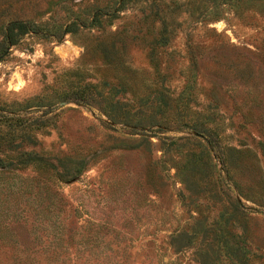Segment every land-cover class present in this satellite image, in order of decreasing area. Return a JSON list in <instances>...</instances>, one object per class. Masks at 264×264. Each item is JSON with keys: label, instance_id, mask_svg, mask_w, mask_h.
I'll return each instance as SVG.
<instances>
[{"label": "rangeland", "instance_id": "1", "mask_svg": "<svg viewBox=\"0 0 264 264\" xmlns=\"http://www.w3.org/2000/svg\"><path fill=\"white\" fill-rule=\"evenodd\" d=\"M103 2L37 0L34 12L17 2L0 13V23L38 22L0 57V158L12 163L2 174L25 189L7 211L23 208L27 220L17 244L0 242V264L20 250L35 264H200L199 231L192 246L168 242L196 219L209 227L201 244L218 248L208 264H264V0L196 21L184 3L153 17L149 0H129L63 30ZM199 123L214 127L212 146L190 129ZM142 136L147 149L126 147ZM26 152L33 159L15 164ZM76 159L77 174L62 176ZM54 226L71 245L53 246ZM49 249L65 252L49 262Z\"/></svg>", "mask_w": 264, "mask_h": 264}, {"label": "trees", "instance_id": "2", "mask_svg": "<svg viewBox=\"0 0 264 264\" xmlns=\"http://www.w3.org/2000/svg\"><path fill=\"white\" fill-rule=\"evenodd\" d=\"M47 1V0H46ZM129 0H104L102 6L95 12L90 13V15L84 16V17H71L65 27L64 31L68 30V26L71 24L78 23L80 25H84L85 23H91L97 17L95 15L97 13H105L109 16H112L115 14V12L122 7L125 6V4ZM254 0H237L231 1V0H183L182 2H179V0H149L151 4L154 5V9L152 12V16H163L164 13L167 12H177L179 8V4L184 3V8L188 10V15L192 17L194 21H196L198 18L204 19V18H216L219 16V10L220 9H228L231 8L234 11H240L241 9H246L251 6ZM21 2V5H25L30 12H34L38 8L37 0H0V13L1 12H9V9H11L13 3ZM210 3V5H209ZM209 5V8L207 9ZM189 6V7H188ZM19 7V4H18ZM59 8H61L64 12L65 16H70L72 14V10L67 6L65 3H60ZM80 13L85 14L86 10L84 8L80 10ZM88 18V21H86ZM38 26V22L30 20V19H21L16 17L10 18L9 20L5 21L4 23H0V57L6 52L7 48L10 44L15 43L19 36L23 33H25L28 30H34ZM56 36H59V32L56 34ZM162 40V37H160ZM237 74V72H236ZM245 74V73H244ZM240 75V72L239 74ZM73 99L76 101L85 102L82 97L73 95ZM117 101H115V104ZM109 110L117 115H121L123 117V121L126 120L127 117V111L121 110V109H115L110 107ZM140 122V121H139ZM262 131H263V137L259 138L256 143L257 146L261 152V154L264 157V126L261 125ZM190 129L197 135L203 137V139L206 141V143L210 144L211 146L216 143L215 139V129L209 124L199 123V124H193L190 126ZM154 134V133H150ZM140 142H144L143 145H141L144 149H147V141L145 140V137H140L138 142L129 144L126 147L133 148L140 145ZM34 155H30L29 152H26V156L19 158L15 161V164H21L24 162H27L29 160H32ZM83 161L81 159L74 160V165L71 167H67L65 169L61 170V175L66 177H74L77 172L80 170L81 163ZM224 163V162H223ZM8 164H12L11 161H4L0 158V242L8 244V243H15L17 244L18 238L15 232V228L17 226H21V224L26 223V215L25 213H22L21 211L23 208H19L16 212L13 211V213H10L7 211L9 208V203L11 200H13L16 204L19 202L20 196L22 195V192L25 191V189H22L20 185H14L7 183L6 180L3 179L4 174L3 171L5 170V167ZM225 164L229 166H236V161L230 157L225 159ZM34 179L38 180L39 177L34 176ZM3 183V184H2ZM46 187L40 188L36 187V192L40 194V192L43 190L45 192L44 197L48 199L47 205H51L53 203L52 199L50 198V193L46 191ZM240 194V192L238 191ZM199 219H196L195 222H192L189 230L185 229L183 227L177 228L173 230L171 233L168 234L169 240L168 242L172 245L173 249H182L185 247L192 246V238L195 237L196 232H200V236L198 239L199 246H196L193 248V253L197 255L198 262L200 264H208L207 257L205 256L207 254V250L210 249L212 252L217 253L218 248L212 249V241H206L203 245L201 244L203 239L205 238L206 232H208L209 227L203 225L201 222L198 221ZM230 225L227 222V219L225 218L223 220V227ZM52 232V240L54 241L53 246L60 245V243L65 242L67 245L72 244V240H74V237L72 234H67L64 236L63 228L61 229L60 226H54L53 229H49ZM54 230V231H53ZM30 232H32L30 230ZM214 239V237H211ZM79 243H84L83 240H78ZM201 245V246H200ZM227 246V245H226ZM16 252V253H15ZM12 261L10 263L6 264H35L38 259L36 258V254L34 252H24L22 250L15 251ZM65 251L57 252L54 249H49L45 251V260L47 259L49 262H52L53 260H57L61 255L64 254ZM229 252L231 256H234L237 260L240 259L242 256V251L239 250V247H231L229 245ZM5 264V263H1Z\"/></svg>", "mask_w": 264, "mask_h": 264}]
</instances>
